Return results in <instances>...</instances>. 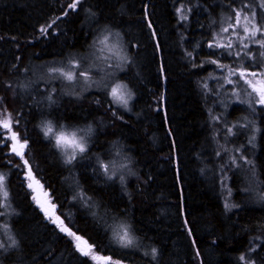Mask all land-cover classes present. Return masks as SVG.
Wrapping results in <instances>:
<instances>
[{"label": "trees", "instance_id": "trees-1", "mask_svg": "<svg viewBox=\"0 0 264 264\" xmlns=\"http://www.w3.org/2000/svg\"><path fill=\"white\" fill-rule=\"evenodd\" d=\"M69 2L0 0V114L6 109L12 117L11 131L29 138L24 158L58 204L64 224L96 245L94 255L100 252L120 264H242L241 254L264 264V199L255 201L254 193L246 190L244 174L224 163L223 154L216 157L224 147L239 156L234 149L243 146V154L254 162L253 186L264 196V113L258 108L252 114L242 104L222 108L213 94L219 86L208 80L215 65L193 67L214 58L206 42L226 24L222 18L232 16L233 8L249 0H83L76 10L67 8ZM181 2L185 10L191 8L185 21H178L175 14ZM53 20L56 23L48 35H41V26ZM105 27L119 32L127 48L129 69L118 78L134 93L131 113L116 107L113 116L103 92L76 99L57 91L52 103L39 84L33 90V80L28 79L31 67L86 52L96 32ZM205 80L212 89L207 95L202 88ZM209 110L221 120L211 122ZM245 116L254 119L260 131L253 134L250 126L226 139L227 127L238 120L246 123ZM44 117L67 127L91 124L96 132L89 150L93 158H103L110 148L116 150L114 143L125 151L134 174L126 186L94 175V159L83 160L90 165L76 162L70 171L42 134L39 125ZM0 133L5 137L0 140V174L6 176L12 205L8 218L0 216V226L7 223L18 242L7 251L0 249V264H98L99 260L76 251L73 239L40 211L33 199L38 193L28 188L29 183L34 186V180L27 178L28 166L22 170L13 166L22 160L12 157L13 141L7 139L11 132L0 126ZM253 135L255 147L251 148ZM74 177L81 182V190L100 203L97 212L103 209L110 218L130 220L147 252L158 249L155 261L137 251L113 247L104 220L72 200L77 194L72 188ZM225 200L237 207L227 211ZM4 231L0 227V233ZM254 247L256 251H249Z\"/></svg>", "mask_w": 264, "mask_h": 264}, {"label": "snow or ice", "instance_id": "snow-or-ice-1", "mask_svg": "<svg viewBox=\"0 0 264 264\" xmlns=\"http://www.w3.org/2000/svg\"><path fill=\"white\" fill-rule=\"evenodd\" d=\"M82 3L83 0H70L67 8L76 10L78 5H81ZM256 7L264 10V0H249L248 3L242 2L239 8L232 9L233 16L228 18L229 22L227 23V26H222L219 33L206 42L207 48L212 50L209 53L210 56L227 55L239 57L241 52H243L245 57L254 60L255 53L247 51L250 46L255 44L258 45L259 48L264 49V19H262L261 22L257 21ZM186 12H191V8L185 10L184 3H179L178 7L175 9L178 21H185L188 19ZM90 14L93 16L95 15L94 13ZM63 15L67 16L68 12L65 11ZM59 19L60 17L56 18V20ZM56 20H53L52 23L47 26H41V35L47 36L48 29L52 27V24L56 23ZM148 27H152L150 21L148 22ZM237 29H240L241 31H237ZM225 33L228 35L224 36L223 34ZM152 34L155 36L154 29H152ZM119 35L118 32H113L110 28L105 27L99 31L92 40V44L90 45L92 51L89 55L82 57L81 59L71 58L66 65L52 66L47 69V71L52 74V79L67 81L70 84L80 83L87 88H90L93 85L102 87L105 96L107 97L108 107L113 109V116H116L117 114L114 110L116 107L123 108L125 111H131L129 104L130 101L134 99V94L128 88L127 84L121 83L114 72L108 71V69H119L120 71H124L122 62L126 57L121 54L123 49L120 44ZM234 37L235 39H233ZM196 47L199 48L200 45L197 44ZM237 47H239V51L235 50ZM216 49H224V51L218 53L216 52ZM186 55L194 59L192 52H187ZM259 55L264 57V51H261ZM114 60L120 61L121 63H113ZM235 62L236 61H234V63ZM204 63L216 65V70L220 73L219 76L210 75L208 79L215 80L220 87H223L225 84L233 85L232 95L235 97L234 103L246 105L247 110L252 114H256L258 108L261 113H264V62H261L258 65L260 68L259 71H249L244 68L243 62H239L238 66L233 68L231 65L220 63L219 59L202 61L199 65L193 64V67H203ZM256 66L257 65L255 64L249 65V67ZM94 70L97 75L102 73L99 80L95 79L93 75ZM233 77H236V79H233ZM6 87L11 88L12 85L8 84ZM202 88L206 90V95L212 93V89L209 88L206 80L202 82ZM240 90H243L245 93L244 99L240 96ZM50 91L55 92V88H52ZM47 99L52 103H55V101H52L51 95H49ZM97 103H99V101H97ZM0 115L5 116V118L0 119V126L11 132L10 137L7 139L14 142L11 144V152L22 160V164L17 163L13 166L18 170H22L24 166H28L27 178L29 180H34L35 183L39 185L40 182L33 175L28 160L24 158L25 152L23 150L28 147L29 138L27 135H24L23 138H21L20 132L11 131L12 117L10 113H7L6 109L4 113ZM209 118L213 123H217L221 120V117L213 114L211 110H209ZM242 119L247 120L246 117ZM16 124H19V119L16 120ZM251 124V121L241 123L238 120L236 123L232 124L231 127H227V122H225V126L227 127L225 138L227 139L229 136H237L241 134L242 130L248 129ZM233 129L236 131H233ZM254 130L256 132L260 131L259 128H255ZM41 131L43 132L44 138L51 143L52 147L58 150V154L61 156L63 163L69 167L70 171L72 170L74 163L94 159V166H92L94 175L103 176L106 183L117 180L122 187L126 186V169H128V164L125 161L128 159L127 155L123 153L118 146L114 145L113 147L116 149L114 153L109 151L103 158L99 155L93 158V154L89 150L95 144V140L93 139L95 136V129L91 124L69 129L62 124L57 126L49 120L43 122ZM4 139L5 137L0 133V140ZM252 142V140H249V143ZM223 151L227 153L232 150L224 147ZM234 151L240 154L239 156L229 155V161L234 167H243V164L239 163V161L249 165L254 164L253 161L248 160L243 154V146L235 148ZM216 155L219 156L221 153L218 151ZM8 163L11 164V160H9ZM252 172L253 176H255L254 169ZM5 185L6 176L0 174V192H2L3 197V199L0 200V209H7L9 207V193L6 190ZM222 186L227 188L223 182ZM41 187L43 186L41 185ZM77 187H79V185H77ZM28 188L35 191L32 183L28 184ZM227 195L231 196L230 189L227 190ZM33 199L37 200L35 196H33ZM73 199H79L83 206L88 207L89 212L93 217L105 220V217L108 215L107 211L103 209L100 212H97L96 209L99 207L97 202L88 197L83 191L77 192V194L73 196ZM260 199H264V196H261ZM37 203L39 204L40 202L37 200ZM40 206L45 211V214L51 223L56 224L59 227L60 232L65 233L68 237L73 239L75 250L82 256L89 257L93 261L104 260L105 264H120L119 261L113 262L111 256L105 257L94 255L93 249L95 245L90 244L84 239V237L78 235L77 232L72 230V228H69L64 224V220L61 219V216L55 214V209L57 207L56 204L50 205L51 211L49 208L44 207L43 204H40ZM224 207L227 211H231L232 208L237 207V205L225 200ZM5 214L4 211H0V216H4ZM111 219L112 222L110 224L105 220V230L111 233L112 241L118 244L121 248L140 247V238L135 234L137 230L133 227L130 220L115 215H113ZM185 224H187V220H185ZM0 227H3L6 231L10 230L7 223ZM188 231L191 234V229H188ZM9 241L10 247H16L18 245V242L11 236H9ZM257 247H259V245H257ZM0 249H5V243L3 241H0ZM249 251H256V248H251ZM145 255L150 256L151 259L155 261L158 256V249L152 247L150 252H145ZM239 260L242 264H255L254 261L247 260L245 254H241Z\"/></svg>", "mask_w": 264, "mask_h": 264}, {"label": "rangeland", "instance_id": "rangeland-1", "mask_svg": "<svg viewBox=\"0 0 264 264\" xmlns=\"http://www.w3.org/2000/svg\"><path fill=\"white\" fill-rule=\"evenodd\" d=\"M256 12H257V17H256V19H257V21L258 22H261V18L259 17V15L261 14L262 15V19H264V10H261L259 7H256ZM260 11V12H259ZM230 15V16H229ZM233 16V15H232ZM229 17H231V14H227L225 17H224V19L222 18L220 21L221 22H225L226 24L225 25H220L219 27L221 28L222 26H227V23L229 22V20H228V18ZM220 28H219V30L216 32V34L217 33H219V31H220ZM101 31V30H100ZM113 32H117V31H114V30H112ZM230 31H231V29H230ZM237 31H241L240 29H237ZM99 33V31L98 32H96V34H98ZM119 33V32H118ZM96 34H95V36H96ZM215 34V35H216ZM224 36H227L228 34L227 33H225V34H223ZM95 36L93 37V39L95 38ZM257 38H259V37H257ZM92 39V40H93ZM233 39H235V37L233 38ZM119 40H120V44H121V46H122V49H123V51H122V55L123 56H125L126 57V59L122 62V67H123V69H124V71L125 70H127V65H128V53H127V48H126V46H125V44H124V41L122 40V37L119 35ZM247 42V41H246ZM92 44V41H91V43H90V45ZM235 50H237V51H239L240 49H239V47H237ZM91 51H92V49L90 48V46H89V48H88V50L86 51V52H84V53H82V54H76V55H74V56H70L69 58H67V59H64V60H60V61H52V62H48V63H41V64H39V65H35V66H33V67H31L30 69H29V71H28V73H29V77H28V79H30V80H33V83H34V86H32L33 87V90H34V88H35V85L36 84H39L40 85V87L47 93V94H49V95H53V92H51L50 90L52 89V88H55V93L58 91V92H60L61 94L60 95H67V96H70V97H75L76 99L78 98V99H80V98H84L87 94H89V93H92V92H103L104 93V90H103V88L102 87H97V86H95V85H93L92 87H90V88H87V87H85L83 84H80V83H74V84H70L69 82H67V81H61V80H59V79H52L51 78V75L52 74H50L48 71H47V69L49 68V67H52V66H62V65H66L67 64V62H68V60L69 59H71V58H76V59H81L82 57H85V56H87V55H89L90 53H91ZM216 51H218V53L219 52H222V51H224V49H216ZM248 52H250V53H255V58H254V60H252V59H249V58H247V57H245L244 55H243V52H241V55L239 56V57H233V56H227V55H224V57H226V59H222V57L221 56H214V58L213 59H219V61H220V63H222V64H228V65H231L233 68H236L237 66H238V63L239 62H243V66H244V68H246V69H248L249 71H259L260 70V68H259V64L261 63V62H264V57H261L260 55H259V53L261 52V51H264V49H261V48H259V46L258 45H255V44H253V45H251L250 46V48L247 50ZM234 61H236L235 63H234ZM113 63H121L120 61H113ZM250 64H255V65H257L256 67H249V65ZM108 71L109 72H114L115 73V75L117 76V77H119V75L121 74V72L122 71H120L119 69H108ZM93 75H94V77H95V79H97V80H99L100 79V75H102V73L100 74V75H97L96 74V72H95V70L93 71ZM212 75H216V76H219L220 75V73H219V71H217L216 70V65H215V69H214V71H213V73H212ZM233 79H236V77H233ZM120 80V79H119ZM209 80V79H208ZM210 80H213V79H210ZM121 83H124V82H122V81H120ZM214 82L216 83V81L214 80ZM125 84V83H124ZM217 84V83H216ZM218 85V84H217ZM219 86V85H218ZM129 88V87H128ZM16 89H20V87L19 86H17V88ZM46 89H49V90H46ZM130 89V88H129ZM232 89H233V85H231V84H225L223 87H220L219 86V88H218V90H219V92H217V94H216V96H217V98H218V102L220 103V105L222 106V108H226V109H228V108H230L231 106H233V105H237V104H239V103H234V101H235V97L232 95ZM131 90V89H130ZM131 92H132V90H131ZM34 94L36 93V92H33ZM133 93V92H132ZM33 94V95H34ZM134 94V93H133ZM240 96H241V98L242 99H244L245 98V93H244V91L243 90H240ZM132 101H133V99L130 101V104H129V107L131 108V111H132ZM119 108V107H118ZM120 109H122L123 111H125L123 108H120ZM131 111H126V112H131ZM246 118H247V120H245L246 121V123L247 122H249V121H251L252 122V124H251V128H252V130H253V134L254 133H258V132H256L254 129L255 128H258V123L256 124V121L254 120V119H252V118H249V117H247V116H245ZM50 120V118L49 117H44V119H43V121H41V123H40V129H42V127H43V122H46V121H49ZM50 121H52V120H50ZM53 122V121H52ZM54 123V122H53ZM54 124H56V123H54ZM57 126H59V124H56ZM65 126V125H64ZM66 128H69V129H73V128H78V127H83V126H70V127H67V126H65ZM42 134H43V132H42ZM256 135V134H255ZM253 137H254V135H253ZM255 138V137H254ZM254 139L252 138V141H253ZM14 143V142H13ZM250 145V147L251 148H254L255 147V144H254V142H252V143H250L249 144ZM110 151H112L113 153L115 152V150H110ZM123 151V150H122ZM220 152V151H219ZM123 153H125L126 154V152L125 151H123ZM221 154H223V157H224V163H230V161H229V155H235V154H231V152L229 153V152H224L223 150L220 152ZM12 154V157H16V155L14 154V153H11ZM127 155V154H126ZM221 155H219V156H217L216 155V157L218 158V157H220ZM127 157H128V159L125 161L127 164H128V169H126V173H127V175H126V182L128 181V180H130V177L131 176H133L134 174H133V171H132V165H131V161H130V158H129V156L127 155ZM222 157V158H223ZM250 161H252V160H250ZM83 162H85L86 163V161H83ZM239 163H241V164H243V167H234L233 165H232V169L234 170L235 168L236 169H238V170H240L241 171V173H243L244 174V176L246 177V183H247V185H246V190L247 191H249V192H252V193H254V200L255 201H260V194H261V192H260V189H258V190H256L255 189V187L253 186V181H252V172H250V169H251V171L254 169V168H252V166L253 165H249V164H246V163H242V162H239ZM87 165H90V164H88V163H86ZM76 165H78L77 163H74V166H76ZM93 165H94V161H93ZM73 166V167H74ZM72 167V168H73ZM222 167V166H221ZM223 168V167H222ZM221 168V169H222ZM243 169V170H242ZM245 170V171H244ZM248 170V171H247ZM103 177V176H102ZM74 180V183L72 184V188H73V191L75 192V193H77V192H79V191H82L81 190V186H80V183L78 182V180L74 177L73 178ZM103 180H105V178H103ZM110 182H114V183H116L117 185H119V186H121V184L118 182V181H115V180H113V181H110ZM33 183H34V189H35V191H36V194L38 193V196L36 197L37 198V200L40 202L39 204L37 203V200H36V203H37V205L40 207V204H47V205H51V204H56L57 205V207H56V212H57V215H60L61 216V214L60 213H58V209H59V206H58V204L57 203H53L52 202V200H51V198H50V196L46 193V191H45V188L44 187H41V184L39 183V185H37L36 183H35V181H33ZM77 185H79V187H77ZM5 187H6V190L8 191V193H9V197H8V203H9V207L7 208V209H2L1 211H4L6 214L3 216L4 217V219H6V218H8V216H9V208H10V206H12L11 205V200H10V192H9V188H8V184H7V181H6V185H5ZM226 193V192H225ZM89 197V196H88ZM3 199V197H2V192H0V200H2ZM72 200H74V199H72ZM76 201H78V202H80V200L79 199H76ZM80 204H81V202H80ZM81 206L82 207H84L85 209H87L88 207H86V206H83L82 204H81ZM6 217V218H5ZM62 219V218H61ZM105 220L107 221V223H111L112 222V219L110 218V216H106L105 217ZM105 220H104V222H103V225H104V227L106 228V224H105ZM7 232V233H6ZM107 234H108V237H109V241H110V243L113 245V247H115V249H118L119 251H123V252H132V251H134V252H139L141 255H145V252H147V250H146V247L143 245V243H141L140 242V247H138V248H121L118 244H116L114 241H112V239H111V233L110 232H108L107 231ZM9 236H11V237H13L14 239H15V237H14V235L11 233V231H4V232H2V233H0V241H3L4 243H5V249H6V251L7 250H9V249H11L12 247H10L9 245H10V241H9ZM73 241V240H72ZM89 242V241H88ZM73 244H74V241H73ZM5 249H3V250H5ZM145 249V250H144ZM96 255H99V256H101L102 254H100V253H97ZM100 261V260H99ZM99 261H97V263L98 264H100V263H103V262H99ZM121 262L123 261V260H120ZM124 263H126L125 261H124ZM104 264H105V262H104Z\"/></svg>", "mask_w": 264, "mask_h": 264}, {"label": "bare ground", "instance_id": "bare-ground-1", "mask_svg": "<svg viewBox=\"0 0 264 264\" xmlns=\"http://www.w3.org/2000/svg\"><path fill=\"white\" fill-rule=\"evenodd\" d=\"M110 20H111V19H110ZM202 36H203V35H202ZM202 40H203V39H202ZM131 42H132V41H131ZM192 42H193V41H192ZM34 48H35V47H34ZM149 54H150V53H149ZM42 63H43V62H42ZM128 69H129V67H128ZM128 69H127V70H128ZM125 72H126V71H125ZM123 73H124V72H123ZM79 112H80V111H79ZM125 112H126V111H125ZM127 113H129V112H127ZM130 113H131V112H130ZM75 116H76V115H75ZM80 125H81V124H80ZM84 125H86V124H84ZM93 126H94V125H93ZM101 126H102V125H101ZM95 133H96V132H95ZM106 144L109 145V143H106ZM114 144H115V143H114ZM114 144L111 145V146L113 147ZM108 145H107V146H108ZM111 146H110V147H111ZM116 146H117V145H116ZM108 148H109V146L107 147V149H108ZM104 150H106L105 147H104ZM110 150H111V148H110ZM110 150H109V151H110ZM96 153H97V152H96ZM96 153H95V154H96ZM104 153H105V151H104ZM107 153H108V150H107ZM97 154H98V153H97ZM101 154H102V153H101ZM130 156H131V155H130ZM103 157H104V156H103ZM172 158H173V157H172ZM131 159H132V158H131ZM132 160H133V159H132ZM190 165H191V164H190ZM41 169H42V168H41ZM73 169H74V167H73ZM242 170H243V169H242ZM244 171H245V170H244ZM247 171H248V170H247ZM78 175H79V174H78ZM97 177H98V176H97ZM80 178H81V177H80ZM98 178H99V177H98ZM80 183H81V182H80ZM16 184H17V183H16ZM64 187H65V186H64ZM28 193H29V192H28ZM62 193H63V192H62ZM73 194H74V193H73ZM142 194H143V193H142ZM49 196H50V195H49ZM32 201H33V200H32ZM75 202H76V200H75ZM96 202H97V201H96ZM147 203H148V202H147ZM99 204H100V203H99ZM99 204H98V205H99ZM148 206H149V204H148ZM122 216H123V215H122ZM183 216H184V215H183ZM12 217H13V216H12ZM36 218H37V217H36ZM13 220H14V219H13ZM12 222H13V221H12ZM49 222H50V221H49ZM146 223H147V222H146ZM49 224H50V223H49ZM181 226H182V225H181ZM77 227H78V226H77ZM99 227H100V226H99ZM53 229H54V228H53ZM98 229H99V228H98ZM90 243H91V242H90ZM194 243H195V242H194ZM98 244H99V243H98ZM187 245H188V244H187ZM58 246H59V245H58ZM95 246H96V245H95ZM106 249H107V248H106ZM99 253H100V252H99ZM118 254H119V253H118ZM72 255H73V254H72ZM115 258H116V257H115ZM82 259H83V258H82ZM87 259H88V258H87ZM250 260H251V259H250ZM45 261H46V260H45ZM189 262H190V261H189ZM184 263H185V262H184ZM33 264H34V263H33Z\"/></svg>", "mask_w": 264, "mask_h": 264}, {"label": "water", "instance_id": "water-1", "mask_svg": "<svg viewBox=\"0 0 264 264\" xmlns=\"http://www.w3.org/2000/svg\"><path fill=\"white\" fill-rule=\"evenodd\" d=\"M44 207L49 208V210L51 211V208H50L49 206L44 205ZM41 211L45 214V211L43 210V208L41 209ZM45 215H46V214H45Z\"/></svg>", "mask_w": 264, "mask_h": 264}]
</instances>
